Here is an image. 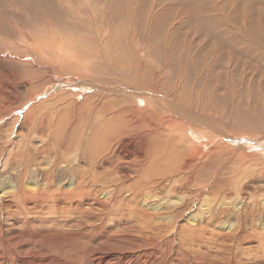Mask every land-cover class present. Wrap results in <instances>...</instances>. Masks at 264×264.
<instances>
[{
  "label": "bare ground",
  "instance_id": "1",
  "mask_svg": "<svg viewBox=\"0 0 264 264\" xmlns=\"http://www.w3.org/2000/svg\"><path fill=\"white\" fill-rule=\"evenodd\" d=\"M10 1L13 6L9 11L11 16L2 9L0 18L7 13L17 22L15 26L10 21L16 32L22 33L27 26L33 24H38L35 30L43 31L41 27L46 28L41 25L43 17L54 12L51 0ZM24 12L29 15L23 14ZM60 16L62 17L61 14ZM0 33H8V26L2 20ZM42 39L30 45L34 47V51L38 53L37 50L41 49L44 56L55 54L56 51L45 49L48 44L44 40L42 42ZM58 50L61 52L63 47L59 46ZM120 52L124 54L123 51ZM23 53L17 50L13 54L17 59L7 57L15 62L12 65L14 70L9 72L13 91H16L17 86L15 76L31 65V62H24L26 57ZM106 54L103 55L104 59ZM58 55L62 56L60 53ZM90 58L95 60L94 54ZM75 60L76 63L80 61L77 58ZM73 62L62 64L66 63L65 67H68ZM89 68L93 70V67ZM5 71V68L0 67V75ZM154 76L156 77V71L151 73V77ZM109 77L112 79L110 75ZM84 78L82 76V80L72 84L85 85L87 88L91 86L95 90L104 89L95 84L92 78ZM127 80L129 81L125 78L124 81ZM61 86L67 84L58 83L56 88L60 89ZM150 86L153 89L143 87L137 90L139 95L138 99L135 98L134 107L108 111L104 107L103 110L99 107L95 109L96 105L93 104L95 111L89 110L84 104L83 109L87 108L88 111L74 113L71 110L73 114L70 113L68 117L60 114L61 108L51 106L54 100L46 101L52 107L51 111L41 108V104L32 107L31 102L18 106L14 99H10L12 96L9 93L5 94L0 90V244L5 246V251H10V258L17 259L0 264H36L23 262L19 256L37 257L38 253L59 255L58 264H75L76 261L86 259L92 249L91 226L93 222L103 219L104 210L109 206L114 216L120 215L127 222H154L146 234L143 232L140 242L137 240L127 246L129 252H132V264L154 263L148 257V251L153 247V239L163 237L166 222H174L171 225L174 229L177 224L175 222H194L192 237L195 238V249L188 253L196 262L194 264H264V146L258 144L255 147L259 151H251L242 144L229 143L228 139L232 140L236 136L229 138L220 128L216 130L215 127L189 118L184 110L187 105H182V99L170 97L153 78ZM78 93L80 94L79 91ZM155 96L164 101L165 109L156 102ZM60 100L65 102L64 99ZM108 101L102 103L106 105ZM80 104L77 102V105L81 106ZM24 107L25 111L22 110ZM76 133L79 134L78 139L75 137ZM62 140L66 145H58L57 150L56 144ZM74 141L77 142L76 145L73 144ZM235 152L238 154L231 166L233 170L230 175L216 182L218 176L210 174V171L221 161L234 160ZM9 167L19 168L12 182L7 181L4 176ZM207 171V181L202 184L199 175ZM229 198H233L234 202L228 201ZM179 232L176 230V233ZM102 235H98V242L105 238ZM95 238L94 235L92 240ZM128 241L132 243L131 240ZM174 261L176 260L173 259Z\"/></svg>",
  "mask_w": 264,
  "mask_h": 264
},
{
  "label": "rangeland",
  "instance_id": "2",
  "mask_svg": "<svg viewBox=\"0 0 264 264\" xmlns=\"http://www.w3.org/2000/svg\"><path fill=\"white\" fill-rule=\"evenodd\" d=\"M51 1L54 4V12L51 15L45 14V17H43L44 21L41 25L46 28L41 27L43 29L42 33L35 30L38 24H33L27 26L22 34L13 29V25L16 26L17 22L7 15L13 9L11 1L0 0V10L3 9L4 12H7L0 20L5 26H8V33H5V35L0 33V36H3L0 38V67L6 69L3 72L4 75L2 73L0 75V90L5 94L9 93L12 96L10 99L15 100V105L22 106L27 102H31L32 107L41 104V108L45 107L50 111L55 106L61 108V113H59L63 114V117L70 116V113L74 111V113L86 112L88 111L87 108L95 110L99 107L103 110L104 107L109 109L108 111L110 109L121 111V108L123 110L134 107L135 100L138 99L139 95L138 89L143 87L153 89L150 88L153 78L160 83V87H163L170 97L182 99V105H187L184 110L189 118L201 121L212 128L215 127L214 129L220 128L224 135L227 134L229 138H233L231 137L233 135L236 136L232 140L228 139L229 143L242 144L243 147L246 146L251 151H256L255 146L258 144L264 146V0ZM10 13L8 14L10 15ZM23 14L29 15L25 12ZM48 25L49 27L51 25V27L49 28ZM115 36L117 37L115 38ZM40 39L49 45L45 49L54 50L56 51H53L55 54L44 56L45 54L41 52V49L37 50L38 53L34 51V47L32 46V48L30 45L36 43L37 40L40 41ZM59 46L63 47L61 52L58 50ZM17 50L24 52L23 55L26 57L24 62H31V65L23 68L15 76L14 82L17 86L16 91H13L10 87L11 82H9V79L11 77H9V72L14 70L12 65L15 62L9 58L17 59L13 55ZM120 50L126 55L122 54ZM105 51L109 53L106 54ZM59 53L62 56L58 55ZM103 53L107 55H105L107 59L106 57L104 59ZM167 53L169 56H167ZM75 54L78 56H74ZM91 54H94L95 60L90 58L92 57ZM101 54H103L102 57ZM123 56H127V58H123ZM129 56L131 57L129 58ZM7 57H9V60ZM60 58L63 60L60 61ZM76 58L80 60L77 63L75 62L77 61ZM124 59L127 61H124ZM69 61H74L69 65L71 68L69 66L65 67L66 63L62 64ZM18 64L20 65V63ZM78 65L83 68L80 66L78 68ZM110 65H113V67ZM118 66L119 68L122 66V70H119ZM89 67H93V70H90ZM106 67H110V69H106ZM120 71L123 73L120 74ZM155 71L156 77H151V73ZM25 72L27 73L25 74ZM123 74H127L126 77ZM82 76L88 77V79L92 78L95 84L104 89L96 88L95 90L91 86L87 88L85 85L72 84L77 80H82ZM96 78L98 79L96 80ZM125 78L129 81H124ZM141 78L142 80H140ZM58 83H66L67 86H61L60 89H57ZM113 87L115 88L113 89ZM130 87L134 89L131 90ZM46 96H48V99ZM60 98L64 99L65 102L62 103ZM103 98L106 99L103 100ZM49 99L54 100L53 105L51 104L52 107L50 106L51 108L49 103L46 102ZM154 99L162 109L166 108L162 99H159L158 96H155ZM105 101H108L105 103L107 106L102 103ZM72 102H74L73 105ZM77 102L82 105H77ZM84 104H86V109H83ZM93 104L96 105V108ZM25 109V107L22 108L23 111ZM105 109L104 111H106ZM170 115L174 114L170 113ZM77 134L75 137L78 139L79 134ZM58 143L56 144L57 150H59L58 145H66L63 140ZM76 143L73 144L76 145ZM235 153L234 160L221 161L214 170L210 171V174L218 176L215 179L216 182L226 179L230 175V171L233 170L231 166L235 162L238 152ZM9 168L4 176L7 181L12 182L11 180L19 171V168ZM208 175L209 171L201 172L199 175L201 178L200 183H205ZM229 196L228 194L227 197ZM228 201L234 202V199L229 198ZM124 219L126 218L120 215L114 216L110 206L105 209L103 219L93 222L91 226V251L86 259L76 261L75 264H103L107 262H110L109 264L121 262L122 264H132L130 261L132 252H129L127 246H131L137 240L140 242L144 235L143 232L146 234L150 229V225L154 222H127ZM161 223L164 224L165 222ZM173 223L166 222L167 226L162 233L163 237H156L151 241V243L154 242L153 247H150L148 251V257L153 260V264L196 263L188 254L195 249L193 245L195 238L192 237L194 222H175L177 223L176 229L171 228ZM176 230L180 232L176 233ZM152 232L155 233V230L152 229ZM94 235L96 238L92 240ZM98 235L105 238L99 239L98 242ZM128 240H131L132 243ZM4 249L5 246L0 244V262L15 259L10 258L11 256L8 255L10 251ZM89 255L91 256L89 257ZM19 257L23 259V262H35L36 264H55L56 262L58 264L60 261L59 255L52 256L39 253L37 257L31 255ZM173 259L176 261L173 262ZM15 260L17 261V259Z\"/></svg>",
  "mask_w": 264,
  "mask_h": 264
}]
</instances>
